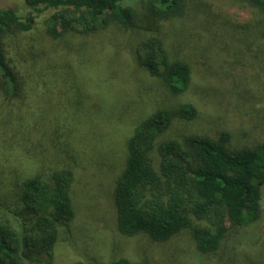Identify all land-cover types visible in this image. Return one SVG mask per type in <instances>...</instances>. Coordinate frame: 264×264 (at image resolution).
Returning <instances> with one entry per match:
<instances>
[{
  "label": "rangeland",
  "instance_id": "374dc122",
  "mask_svg": "<svg viewBox=\"0 0 264 264\" xmlns=\"http://www.w3.org/2000/svg\"><path fill=\"white\" fill-rule=\"evenodd\" d=\"M146 4L123 2L133 10L130 27L110 24L52 39L44 28L50 10L37 14L24 0H0L1 9L32 25L2 39L19 88L11 96L0 85V222L22 239L31 218L21 206V183L61 170L74 175L73 219L58 228L51 259L33 254L27 264H264V186L259 219L248 226L227 221L214 253H199L188 230L163 242L117 230L112 194L126 141L156 110L184 103L196 110L190 120L174 118L158 140L227 133L231 149L264 141V11L245 0H184L180 15L151 25L143 18ZM150 34L189 66L183 94L171 96L137 65L135 51Z\"/></svg>",
  "mask_w": 264,
  "mask_h": 264
},
{
  "label": "trees",
  "instance_id": "16d2710c",
  "mask_svg": "<svg viewBox=\"0 0 264 264\" xmlns=\"http://www.w3.org/2000/svg\"><path fill=\"white\" fill-rule=\"evenodd\" d=\"M125 0H24L34 12L50 10L44 21L52 39L73 32L85 34L110 24L130 27L133 10ZM264 11V0H245ZM184 0H147L143 18L151 25L180 15ZM32 28L31 18H21L11 9L0 8V85L15 96L19 77L5 59L2 39ZM137 65L161 82L176 97L191 80L189 66L173 59L155 34L145 37L135 51ZM195 108L184 103L173 109H158L137 124L126 141L124 168L115 182L112 201L118 232L126 237L145 234L166 241L188 230L196 250H218L233 226L255 223L261 213L264 186V141L253 147L231 149L228 134L219 139L187 136L180 141L158 140L174 118L190 120ZM152 153L158 159L154 168ZM73 172L61 170L49 180L25 179L20 187L23 211L31 218L20 239L8 222H0V264H27L30 255L52 257L58 228L73 217L70 188ZM72 264H94L74 262ZM113 264H139L120 259Z\"/></svg>",
  "mask_w": 264,
  "mask_h": 264
}]
</instances>
